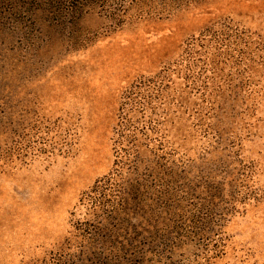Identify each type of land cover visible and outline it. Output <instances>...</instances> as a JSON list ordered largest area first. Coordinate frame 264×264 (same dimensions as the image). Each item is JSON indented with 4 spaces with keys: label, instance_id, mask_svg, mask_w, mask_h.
<instances>
[{
    "label": "rangeland",
    "instance_id": "obj_1",
    "mask_svg": "<svg viewBox=\"0 0 264 264\" xmlns=\"http://www.w3.org/2000/svg\"><path fill=\"white\" fill-rule=\"evenodd\" d=\"M81 5L0 0V264H264V0Z\"/></svg>",
    "mask_w": 264,
    "mask_h": 264
},
{
    "label": "trees",
    "instance_id": "obj_2",
    "mask_svg": "<svg viewBox=\"0 0 264 264\" xmlns=\"http://www.w3.org/2000/svg\"><path fill=\"white\" fill-rule=\"evenodd\" d=\"M91 2H92V0H77L78 6L77 7L74 6L72 8H74V9L78 8L79 7V3H82L83 5H81V6H84V3L88 4V3H91ZM74 5H76V4H74ZM117 5H118V7L116 5L115 6H110L107 3L106 4L103 3V7L101 8L105 12L108 13L109 18L112 21H117L118 18L120 17V15H121V13L125 11V9L120 4H117ZM87 6H89V5H87ZM109 9H111V10H109ZM108 10H109V12H108Z\"/></svg>",
    "mask_w": 264,
    "mask_h": 264
}]
</instances>
